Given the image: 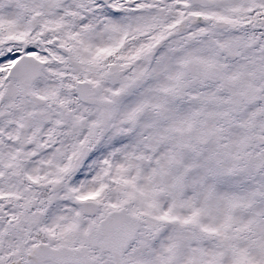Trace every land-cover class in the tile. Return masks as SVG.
Wrapping results in <instances>:
<instances>
[{"label":"snow or ice","instance_id":"6c2138e0","mask_svg":"<svg viewBox=\"0 0 264 264\" xmlns=\"http://www.w3.org/2000/svg\"><path fill=\"white\" fill-rule=\"evenodd\" d=\"M0 264H264V0H0Z\"/></svg>","mask_w":264,"mask_h":264}]
</instances>
